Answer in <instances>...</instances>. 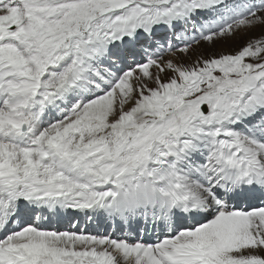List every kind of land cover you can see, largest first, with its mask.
Masks as SVG:
<instances>
[{
    "label": "snow or ice",
    "instance_id": "snow-or-ice-1",
    "mask_svg": "<svg viewBox=\"0 0 264 264\" xmlns=\"http://www.w3.org/2000/svg\"><path fill=\"white\" fill-rule=\"evenodd\" d=\"M0 264H264V0H0Z\"/></svg>",
    "mask_w": 264,
    "mask_h": 264
}]
</instances>
